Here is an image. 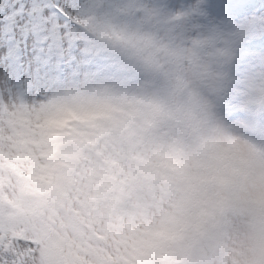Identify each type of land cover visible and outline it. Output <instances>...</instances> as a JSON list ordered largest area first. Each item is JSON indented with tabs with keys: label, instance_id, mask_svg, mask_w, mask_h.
<instances>
[{
	"label": "clouds",
	"instance_id": "9594fccd",
	"mask_svg": "<svg viewBox=\"0 0 264 264\" xmlns=\"http://www.w3.org/2000/svg\"><path fill=\"white\" fill-rule=\"evenodd\" d=\"M139 2L157 11L119 14L95 37L122 70L78 88L110 108L106 143L136 175L145 235L163 247L157 264H259L264 63L238 70L229 27L195 12L205 0Z\"/></svg>",
	"mask_w": 264,
	"mask_h": 264
},
{
	"label": "snow or ice",
	"instance_id": "6c2138e0",
	"mask_svg": "<svg viewBox=\"0 0 264 264\" xmlns=\"http://www.w3.org/2000/svg\"><path fill=\"white\" fill-rule=\"evenodd\" d=\"M103 7L114 14L124 10L117 2ZM91 8L73 3L14 10L16 28L27 29L35 51L27 72L6 70L0 78V207L33 217L36 226L19 236L3 234L0 264H132L122 242L133 230L152 232L144 226L148 206L135 191L134 172L124 166L117 177L126 193L108 195L94 179L112 150L106 143L112 132L101 122L109 106L50 102L60 90L122 70L101 53L98 34L84 26ZM195 12L229 27L240 47L239 71L251 61L264 63V0H205ZM37 16L41 27L33 30ZM77 234L81 258L72 259L62 249Z\"/></svg>",
	"mask_w": 264,
	"mask_h": 264
},
{
	"label": "rangeland",
	"instance_id": "374dc122",
	"mask_svg": "<svg viewBox=\"0 0 264 264\" xmlns=\"http://www.w3.org/2000/svg\"><path fill=\"white\" fill-rule=\"evenodd\" d=\"M61 5H65V6H70L72 5L73 3H79L83 6H89V2L88 0H57ZM16 9V6L14 5V2L11 0H3V2L0 1V14L4 11V10H15ZM92 21H94V12H92ZM18 31H21L20 29L16 28ZM0 31H1V34H0V52L2 51V56L4 57V45H5V42H6V39L5 37L2 35L3 33V25H0ZM35 51V48L34 47H31L30 45L27 47V48H20V47H16L14 48L13 52L12 53H9V55H11V57L9 58L10 61L12 62H15L23 57H27L29 55H32ZM5 58V57H4ZM252 63H257V60L256 61H251V62H248L247 64V69L248 70L250 67H252ZM6 70L8 71H11V70H17L16 66L14 64H10L8 67H7V64H5V66L3 67L2 69V76L1 78L4 76ZM7 219L8 220V223L10 225H13L16 220L20 217V214L19 213H16V212H11V213H7ZM36 224H35V220L34 221H30L27 223V228H30V227H35ZM143 243L145 244V247L144 249L146 250V248L149 246L148 244V241H143ZM76 252H78V250L82 249L81 246H72ZM67 249V244L64 245L63 249H62V252L65 251ZM129 254V253H128ZM131 254V253H130ZM74 257L77 258V259H80V255L75 253L74 254Z\"/></svg>",
	"mask_w": 264,
	"mask_h": 264
}]
</instances>
